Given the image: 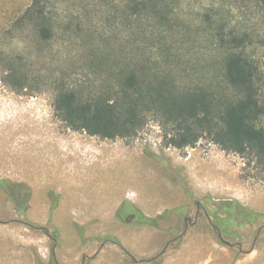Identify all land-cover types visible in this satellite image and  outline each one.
I'll list each match as a JSON object with an SVG mask.
<instances>
[{
  "label": "rangeland",
  "instance_id": "obj_1",
  "mask_svg": "<svg viewBox=\"0 0 264 264\" xmlns=\"http://www.w3.org/2000/svg\"><path fill=\"white\" fill-rule=\"evenodd\" d=\"M30 2L0 0V52L22 55L31 77L20 92L0 81V264H264V172L247 157L205 136L194 147L166 145L158 116L131 138L103 139L69 129L52 108L62 86L90 97L130 72L233 101L231 50L258 66L264 95V5L50 0L52 36L42 40L38 24L17 21ZM231 200L258 216L224 219L220 240L207 210Z\"/></svg>",
  "mask_w": 264,
  "mask_h": 264
},
{
  "label": "trees",
  "instance_id": "obj_2",
  "mask_svg": "<svg viewBox=\"0 0 264 264\" xmlns=\"http://www.w3.org/2000/svg\"><path fill=\"white\" fill-rule=\"evenodd\" d=\"M49 1L31 0L17 19L38 24L42 40L52 36L46 25L45 8ZM257 1L264 5V0ZM232 41L234 48L240 46L239 39ZM27 65L22 55L1 51L0 81L16 92L23 91L31 80ZM258 75V66L250 58L231 50L224 60V76L237 92L233 101L218 105L203 91L175 93L160 85L147 84L130 72L115 89L90 97L62 86L55 93L52 108L56 118L69 129L103 139L131 138L149 116H158L165 128L166 145L178 149L194 147L205 136L222 150L247 157L249 163L264 172V126L259 124L264 118V95L260 93ZM207 212L221 233H227V225L252 222L258 216L233 200L214 203ZM224 219L230 223L224 226Z\"/></svg>",
  "mask_w": 264,
  "mask_h": 264
},
{
  "label": "flooded vegetation",
  "instance_id": "obj_3",
  "mask_svg": "<svg viewBox=\"0 0 264 264\" xmlns=\"http://www.w3.org/2000/svg\"><path fill=\"white\" fill-rule=\"evenodd\" d=\"M185 220H187V218H185ZM239 225H241V223L239 224ZM41 228V227H40ZM43 229H44V227H42ZM47 229V228H46ZM217 230V233L218 232H220L218 229H216ZM44 231L48 234V229H47V231L44 229ZM259 231H260V229H258V231H257V233H259ZM220 236H221V239L220 240H223V238H222V235H221V232H220ZM175 240V239H174ZM238 244V246H241V243H237ZM164 250L165 249H163V251H161V253L160 254H157V255H155V257L153 258V260H157V258H159V256L164 252ZM240 251H243L242 249H239ZM254 249H248V250H246V251H248V252H251V251H253ZM85 258H90L89 256H86V257H84V259ZM92 258H94V257H92ZM83 259V260H84ZM133 259V258H132ZM134 261H136L135 259H133ZM50 264H57L55 261L54 262H51ZM84 264V263H83Z\"/></svg>",
  "mask_w": 264,
  "mask_h": 264
},
{
  "label": "water",
  "instance_id": "obj_4",
  "mask_svg": "<svg viewBox=\"0 0 264 264\" xmlns=\"http://www.w3.org/2000/svg\"><path fill=\"white\" fill-rule=\"evenodd\" d=\"M44 229L47 231V229H46V228H44ZM218 237L221 239L220 232H218Z\"/></svg>",
  "mask_w": 264,
  "mask_h": 264
}]
</instances>
